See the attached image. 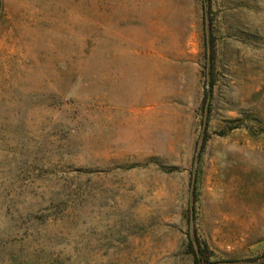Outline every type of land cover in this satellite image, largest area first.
Masks as SVG:
<instances>
[{
    "label": "rangeland",
    "instance_id": "obj_1",
    "mask_svg": "<svg viewBox=\"0 0 264 264\" xmlns=\"http://www.w3.org/2000/svg\"><path fill=\"white\" fill-rule=\"evenodd\" d=\"M189 232L264 264V0H1L0 264H195Z\"/></svg>",
    "mask_w": 264,
    "mask_h": 264
},
{
    "label": "trees",
    "instance_id": "obj_2",
    "mask_svg": "<svg viewBox=\"0 0 264 264\" xmlns=\"http://www.w3.org/2000/svg\"><path fill=\"white\" fill-rule=\"evenodd\" d=\"M203 3V8L206 9L209 6L210 0H202ZM208 18L207 16L204 17L203 20V33H204V48H205V52L207 55V60H209V58L212 59V50H211V57H210V49L212 48V42L209 39V32H208ZM212 66V60L210 62V64L208 63V67L211 68ZM214 85V81L213 78H209L208 80V87L204 88V96H203V106H204V111L205 114L206 112H208V103H209V99H210V92L212 90V87ZM203 124L205 125V121L203 122ZM206 137L207 134L203 133L201 142L199 144V149L202 151V148L204 147L205 141H206ZM200 150L199 153L196 156V159L198 160L199 156H200ZM196 176H197V172H193L191 179H192V187L194 186V180H196ZM194 200H195V194L191 193V203L188 209V224L189 227L192 226L193 224V205H194ZM187 248L189 253L192 255L193 257V261L195 264H211V260H210V251L208 249V247L199 242L198 239L192 235L191 232L188 233V242H187Z\"/></svg>",
    "mask_w": 264,
    "mask_h": 264
},
{
    "label": "crops",
    "instance_id": "obj_3",
    "mask_svg": "<svg viewBox=\"0 0 264 264\" xmlns=\"http://www.w3.org/2000/svg\"><path fill=\"white\" fill-rule=\"evenodd\" d=\"M0 8H1V0H0Z\"/></svg>",
    "mask_w": 264,
    "mask_h": 264
}]
</instances>
